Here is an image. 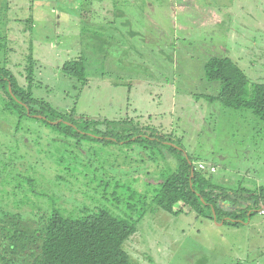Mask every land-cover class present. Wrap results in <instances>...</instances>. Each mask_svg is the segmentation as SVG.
I'll use <instances>...</instances> for the list:
<instances>
[{"label":"rangeland","instance_id":"374dc122","mask_svg":"<svg viewBox=\"0 0 264 264\" xmlns=\"http://www.w3.org/2000/svg\"><path fill=\"white\" fill-rule=\"evenodd\" d=\"M169 1L0 0V70L75 119L179 140L213 183L244 188L252 204L264 187V121L209 102L220 86L206 80L204 66L227 57L250 90L264 84V0ZM67 62H81L84 72L69 77L61 71ZM6 105L0 89V253L15 230L36 241L53 212L105 210L135 223L123 245L134 264H264V217L256 212L235 229L181 205L178 215L156 209L158 183L177 170L171 154L88 141L68 148ZM16 245L25 254L37 246Z\"/></svg>","mask_w":264,"mask_h":264},{"label":"trees","instance_id":"16d2710c","mask_svg":"<svg viewBox=\"0 0 264 264\" xmlns=\"http://www.w3.org/2000/svg\"><path fill=\"white\" fill-rule=\"evenodd\" d=\"M61 71L77 78V73H83L84 69L81 62H67ZM204 73L208 82L220 86L216 96L206 97L209 102L233 110H249L264 121V84H253L250 90L246 73L227 57L209 59ZM0 89L7 97L8 112L21 119L40 120L68 148L72 147L70 144L80 147L88 141L104 147L136 146L140 150H163L171 154L177 162V170L158 183L157 195L153 198L158 210L178 215L182 212L180 207H188L216 222L239 227L264 207V187L258 190L252 204L247 203L241 194L244 188L232 191L213 183L203 170L194 166L193 158L185 153L179 140L171 136L148 128L137 129L131 124L128 131L115 132L106 121L95 122L83 116L75 119L72 113L65 114L33 100L31 94L18 88L16 79L4 70H0ZM222 203L232 208L224 209ZM178 205L181 206L175 209ZM135 230V223L121 220L105 210L85 212L81 216L53 212L43 231L35 235L36 241L29 242L24 232L16 230L13 235L3 236L11 246L8 244V248L2 250L0 260L3 264H134L123 245ZM19 242L37 246L34 250L29 248L25 254L22 246L16 245Z\"/></svg>","mask_w":264,"mask_h":264},{"label":"crops","instance_id":"0c3cea01","mask_svg":"<svg viewBox=\"0 0 264 264\" xmlns=\"http://www.w3.org/2000/svg\"><path fill=\"white\" fill-rule=\"evenodd\" d=\"M89 2H88V4H87V2H85V4H87V5H91V0H88ZM193 1L194 0H183L182 2V4L180 5V3H178V1L177 0H175V2L173 1V0H170L169 2H170V4H174V6H186V5H191V4H193ZM108 50L109 51H112L111 50V47H108ZM202 164V162H200V161H197V163H196V165L198 166V167H201V168H203V166L201 165ZM224 180V179H223ZM226 180V179H225ZM220 186V185H219ZM222 187V186H221ZM224 188V187H223ZM227 190H230V189H228V188H226ZM242 202V201H241ZM229 204L228 203H222V207L224 208V209H229ZM230 208H232L231 206H230ZM257 214H259L260 216H262V217H264V215H262V214H260V211L257 213ZM249 221L246 223V224H244V226L243 227H245V226H249L250 225V223H251V217H249ZM218 226H221V225H224V223L223 222H218V224H217ZM231 227H233V226H231ZM239 227H242V226H239ZM239 227H236L235 229H240ZM234 228V227H233ZM261 233V232H260ZM261 235H262V237L264 238V233H261Z\"/></svg>","mask_w":264,"mask_h":264},{"label":"built area","instance_id":"2783aa9c","mask_svg":"<svg viewBox=\"0 0 264 264\" xmlns=\"http://www.w3.org/2000/svg\"><path fill=\"white\" fill-rule=\"evenodd\" d=\"M260 214L264 215V207L261 209Z\"/></svg>","mask_w":264,"mask_h":264},{"label":"water","instance_id":"95a60500","mask_svg":"<svg viewBox=\"0 0 264 264\" xmlns=\"http://www.w3.org/2000/svg\"><path fill=\"white\" fill-rule=\"evenodd\" d=\"M215 218V217H214Z\"/></svg>","mask_w":264,"mask_h":264}]
</instances>
